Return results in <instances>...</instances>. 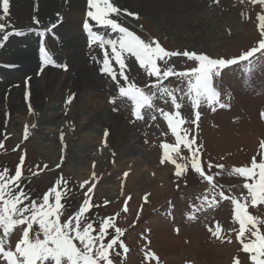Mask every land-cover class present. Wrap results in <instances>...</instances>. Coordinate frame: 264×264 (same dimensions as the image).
<instances>
[{
    "label": "rangeland",
    "instance_id": "rangeland-1",
    "mask_svg": "<svg viewBox=\"0 0 264 264\" xmlns=\"http://www.w3.org/2000/svg\"><path fill=\"white\" fill-rule=\"evenodd\" d=\"M113 1L114 0H112V3ZM203 1L204 0H198V2L202 3L204 7L202 6L199 8V11H196L197 15L204 17L210 13H214V21L216 22L217 28H219V26L221 28H219L220 34L218 36L222 35V38L221 40L217 38L214 40L211 38V34L207 35L206 40L199 42L201 44V48L199 47V49L195 50L186 48V45L181 43V39L173 34L174 32L171 30L165 29L162 31V29L156 25L155 18L151 15H142L138 13L139 18L137 19L132 15L122 12L123 15L120 13L119 15H113L109 18L114 20L117 18L116 21L120 23L121 26L126 28L129 26L128 28L136 35L140 36L145 42H151L153 40L157 41L167 51H195L198 54H206L213 59H238L246 51L251 50L253 47H258L260 40L264 39L261 35V21L258 18L259 15L264 14V5L253 4L250 0L247 2H244L245 0H218V3L216 0ZM87 8L85 13L89 11L88 5ZM131 11L133 10L129 9L127 13H131ZM78 21V23H80V20ZM51 22L52 21L48 20L44 24L34 25L48 27L51 26ZM34 25H31L29 30L38 29L37 26L34 27ZM81 33L84 35L80 27L77 34ZM104 34L116 35L117 32L105 31L104 29ZM33 36L34 37H31L25 44L34 47V49L29 50L28 52L30 55L37 58V49L40 43L38 39L41 37H37L36 35ZM83 38L85 40V36H83ZM107 40L115 39L108 38L105 41ZM58 43L62 50L70 51L72 54L62 56L60 59L55 56V58H57V63L65 60V64H67L68 67H72L82 65V62H84L86 64H90L89 66H91V68L94 67L86 56L87 50L85 41L82 42L79 39L73 41V37H62ZM96 44L99 45L100 42L97 41L95 43V47L92 46L88 52L93 53L102 60L101 47H98L99 49H97ZM105 45L107 50L110 49L107 44ZM209 45H213L215 47L218 45V47L211 52L209 50ZM46 48L50 47L47 45ZM79 53H81V55ZM87 55L91 56V54ZM125 55L127 56L125 62L131 63L132 61H136L135 58L131 57L129 54ZM37 60V63H40L38 58ZM184 61L185 57L182 56L179 59V62ZM170 65L177 71H184V67H182L180 63L178 64L175 58H170ZM53 68L61 69L57 67ZM115 69H117V65ZM128 69L126 70V75L129 77L130 82H135L136 78L133 74H130V72L128 73ZM68 70H70V68ZM185 70L189 69L187 68ZM140 73L144 75V78L142 79V88L148 91L149 88H146V85L150 86L153 83L151 81L153 78L147 77L145 72L140 71ZM98 76L102 77L99 74ZM101 82V96L107 101L105 93L103 92L104 78ZM255 92H257L256 96L254 93H245L241 98L233 99L232 103H230L226 109L219 114L215 126L210 127L209 124L207 125V121H202V124L193 123L190 124V126L187 125L183 127L189 129L188 139H191L193 136L195 137L196 144L199 146V151L202 154L201 162L205 164V167L206 162L209 161L214 165L223 164L229 167L225 168L224 172L217 176V182L222 185H227L225 195L235 196L237 199H240L242 203L244 202L243 197L247 196V189L243 187L245 182L244 178L235 175L229 176L227 173L233 167L250 166L254 156L256 157L257 162H259L261 160V154H264V148H261V144L264 142V126H262L259 121V108L264 106V82L261 86L256 87ZM65 100L66 98L64 99V102L61 103L64 111L70 107L69 103L66 102L67 100ZM4 102L5 100H3V103ZM110 114L114 117H120L121 119L124 117V114L120 115L111 111ZM129 122L133 124L131 121ZM43 127L47 128L46 125H43ZM149 127L150 125L147 126V128ZM54 128L55 127H53V129ZM97 128L99 127L97 126ZM104 129L110 133V129L100 127L98 130H100V133L102 134H98V130H96V139H93L92 144H89V142H91L90 139L86 140L87 138L85 136H87V133H85V131L79 132L78 134L75 133V139L81 140V142L76 148H74L76 145L73 144L72 150L73 148L78 150L77 156H79L83 151L85 153L88 149H91V151L102 149V154L105 153V150L110 145V139L109 135L105 137L104 132L106 131ZM3 130L7 131L6 129ZM25 134L27 138H25ZM153 135H156L154 130ZM41 136V133L38 131H34L32 134H28V132H20L19 135H14L12 137L7 133L4 135L2 134V136L0 135V144L3 145L0 147V171L9 169V174L13 175L17 166L20 165L21 158L23 157V164L20 165L23 177L22 186L24 190L30 193L33 199H41L45 192L56 186L57 181L60 182V188H65V182H67L65 195L62 199V203L66 204L67 215H71L79 209L85 199V192H89L90 189L89 194L91 196V203L98 205V207H93L88 213L89 218L96 221L94 227L99 228V221L101 218L114 217V222L119 228H121L119 226V224H121L122 228L127 229L126 238L128 242L136 247L132 250V253L128 258L123 254L122 250H119V248L115 250L116 252H120L119 256L115 255V252L110 250V254L114 259V264H145L137 255L138 248L141 244L145 253L150 252L155 254L154 258L146 259L149 264H237V260H239V264H251L249 254L242 251V245L237 239L239 223L231 217V210L234 209V205L231 200H219L214 207L206 209L204 214H199V212H195L196 210L194 209L191 214L185 212L181 215V217H179L182 204L179 196L184 195L183 193L177 194L182 189L179 185H192L193 183L187 181V178L186 180L182 179L183 176L179 178L177 176L173 177L176 167L173 168L170 164H164L159 167L157 164L158 156L151 153L149 145L145 144L143 140L142 143L140 139L141 136H138V140L142 150L152 162V169L150 167L149 172L148 170L146 172L145 169L136 177L139 180L141 176L146 178L148 175L149 181L152 182L151 180H155L157 178L156 176L159 171H166L165 181L161 180V190L159 191L153 190L159 189L156 187L143 189L135 178V181L133 182L129 180V178H131L130 173L134 170V168L131 169L132 166L137 165L140 168L142 166L141 162L136 160L137 157H135L134 154L132 157L130 156L125 158L127 155L125 152L126 155L123 154V159L120 155L121 152H114L113 154H109V158L103 160L104 162H101V165L98 167L94 165L92 161L86 165H81L77 156L62 158L56 157L49 151H46L43 148V144L46 141H43ZM47 143L49 144V142ZM59 144H63L67 147L65 137L61 139L60 136ZM180 147L181 152H187L188 155H190V158H192L191 152H189L183 144H181ZM176 156L179 158V160L176 161L178 164H190L191 162L190 158L186 155H183L186 159H183L182 156L179 155ZM176 156L171 155L173 159H176ZM161 158L162 157L160 156L159 159L161 160ZM83 167L89 168V171L83 169ZM212 171L216 172L219 170L213 169ZM95 172L96 176L94 178L92 174H95ZM162 178L163 176L161 179ZM198 181L199 180L196 179V182L194 183H197ZM205 184H207V182ZM106 186H112L110 191H112V189H118L115 191L117 195L110 194L111 198L109 200L107 197H104L106 195ZM174 186H177L175 191L173 190ZM199 188L201 189H199L198 192L197 203L200 204L202 197L210 191V188ZM146 192H152L153 194L151 197L148 195L144 197L146 203L143 204V207H141L142 202H140V198ZM166 199L173 200L175 206L176 203H178V208L180 202V208L175 209V211L177 210V213L175 211L172 212L173 215L175 214L178 221L176 223H172V225H169V222L167 223V221H164L163 216H158V213L161 211V207H166V204L164 203ZM124 204H127L129 210L131 211V216L129 217L125 212H122L120 222H118L116 217L121 211V206ZM248 211L250 214L264 220V205H257L255 207L249 206ZM190 216H195L196 218L190 219ZM166 223L169 225V228ZM217 224H219L221 231L219 235H213ZM164 226L167 227L168 235H172L170 240L179 243V249H172L169 245L171 241L161 243L159 239L158 241L156 240V232L160 229L162 230ZM148 228L151 230L152 236L145 232L148 231ZM109 231L112 230L110 229ZM262 231H264V227H262ZM21 237L22 232L20 229L18 228L14 230L13 235L9 238V246L14 248L15 243L18 242V239ZM2 261L3 260L0 259V262ZM1 264H6V261Z\"/></svg>",
    "mask_w": 264,
    "mask_h": 264
},
{
    "label": "snow or ice",
    "instance_id": "snow-or-ice-1",
    "mask_svg": "<svg viewBox=\"0 0 264 264\" xmlns=\"http://www.w3.org/2000/svg\"><path fill=\"white\" fill-rule=\"evenodd\" d=\"M216 2L218 3V0ZM250 2L264 5V0H250ZM9 5L10 0H0L3 13L0 20L7 17ZM88 6L87 16L92 21L120 34L118 41H105L103 37L93 31L92 25L85 21L83 27L89 34V43L99 41L100 47L104 49L103 59L97 61L100 64L99 72L115 82L120 97H125L133 103V115L136 119H144L145 110L153 120L156 119V116L152 113L159 112L161 114L176 138V146L163 144L165 152L161 162L167 160L174 164L177 177L186 175L190 168L202 181L207 182L210 191L202 197L199 205H194L196 211L212 208L219 200H231L234 205V219L239 223L237 239L242 245V251L249 254L251 264H264V231H262L264 220L248 211L249 206L264 205V154H261L259 162L254 156L250 166L233 167L227 173L229 176L235 175L244 178L243 187L247 189V196L243 197L244 202L242 203L235 196L225 195V185L217 182V176L222 174L225 166L223 164L214 165L209 161L206 162L205 167V164L201 162L202 154L196 144L195 137L188 139L189 129L180 127L184 121L180 119L179 112L185 96L191 100L194 108H199L201 101L206 102L209 106L217 104L221 108L225 107V104L221 102V93L214 86V78L220 75L222 68L236 65L240 61H246V71L251 72L256 62L250 58L255 57L258 52L264 56V39L260 40L258 47L246 51L238 59H213L206 54L188 50L170 52L165 50L159 42L154 40L145 42L140 36L121 26L116 20L110 19V16L119 15L122 11L127 13L126 9H120L111 0H88ZM127 14L139 18L137 13ZM258 18L261 21V35L264 37V14L259 15ZM34 23L39 24L40 22L34 19ZM56 26V24H52L46 30L47 33L50 35L51 30ZM0 34H2L0 36V48H2L10 37H20L27 33L24 30L6 31L5 23H0ZM36 34L41 37L38 45L40 67L37 76L41 75L47 66L59 67L67 71V64H58L46 48L45 32H36ZM105 44L110 47L111 52L105 48ZM125 54L134 57L147 75L155 78V83L150 86L146 85V88H149L148 91L138 87L134 82H130L129 77L125 74V60L127 59ZM178 55L196 61L198 66L188 71L175 72L171 67L162 69L157 63L160 61L167 65L168 58ZM113 61L119 66L118 71L113 67ZM6 67L14 69L18 65H6ZM117 76L121 79L118 80ZM172 76L182 81L186 78V90L180 87L169 88L163 83L164 80ZM30 80L31 77L25 78V100L26 103H29L31 112ZM73 98L74 96H69L67 103H71ZM157 98L165 104L170 103L176 111L166 112L163 108H158L154 103ZM195 115L196 119H199L198 111ZM261 115L264 116V113ZM107 135L106 131L105 137ZM25 138H27L26 134ZM181 144L191 152L190 165L178 164L169 155V149L179 155L178 146ZM2 146L0 144V147ZM261 148H264V142H262ZM182 158L186 159V157ZM22 164L23 157L20 161V165ZM20 165L17 166L13 175L9 174V169L0 171V233H2L0 234V257L6 261V264H114L110 250L117 256L120 255V252L115 251L117 248L127 252L121 239L123 230L116 225L114 217L101 218L99 228L94 227L96 221L90 219L88 213L98 205L91 203L90 189L89 192H85V199L79 209L71 215H67L66 204L62 203L67 182H65V188H60V182L57 181L56 186L45 192L41 199H33L22 186L23 177ZM213 169L219 171L213 172ZM189 218L195 219L196 217L190 216ZM18 228L22 232V237L12 248L9 246V238ZM110 229L112 231H109ZM220 231L221 228L217 224L213 235H219ZM154 257V253H145L146 259ZM237 264H239V260H237Z\"/></svg>",
    "mask_w": 264,
    "mask_h": 264
},
{
    "label": "bare ground",
    "instance_id": "bare-ground-1",
    "mask_svg": "<svg viewBox=\"0 0 264 264\" xmlns=\"http://www.w3.org/2000/svg\"><path fill=\"white\" fill-rule=\"evenodd\" d=\"M114 1L113 4L122 10L126 9L128 11L131 9L133 10L131 13L151 15L155 18L156 25L162 31L168 29L174 32L173 34L181 39V43H184L186 48L194 50L199 49V47L201 48L199 42L206 40L207 35L210 34L214 40L216 38L221 40L222 38V35L218 36L221 28L220 26V29L217 28L214 21V13H210L204 17L197 15L196 11H199V8L203 6L198 0ZM87 5L88 0H10L9 13L6 18L0 20V23H5L6 31L24 30L27 34L20 37H10L4 46L0 48V135L2 136V134L7 133L12 137L19 135L20 132L32 134L34 131H38L41 133L43 141H46L43 144V148L46 151H49L56 157L70 158L78 155V150L74 148L79 145L81 140L75 139L76 134L85 131L87 133V136H85L86 140L90 139L91 142L89 144H92L93 139H96V130L100 127L108 128L110 129V133H108L110 145L107 149L105 148L107 157L105 153L102 154V149H95L96 151L88 149L87 153L83 151L80 154L81 156H77L79 163L86 165L92 161L98 167L101 165V162H104L103 160L109 158V154H113L114 152H121L120 155L123 159V154L126 155L127 153L125 158L132 157L134 154L137 157L136 160L140 161L142 166L141 168L137 165L132 166L131 169L134 168V170L130 173L131 178L129 180L131 182L137 180L143 189L156 187L159 189L153 190L159 191L161 190V180L165 179L166 171H159L155 180L150 179L152 182L149 181L148 175L146 178L139 176L140 179H137L136 176L140 175L145 169L146 172L147 170L149 172L152 162L140 146L134 125L127 120L114 117L110 114L111 107L102 98L100 92L103 78L98 76L96 68H91V66L84 62H82V65L68 67L70 70L67 72L62 68L54 69L52 66H49L51 68L46 67L43 73L37 76V68L40 63H37V58L28 52L34 49V47L25 44L31 37H34L33 32L28 31L31 25L36 24L34 23V19L38 20L39 24H44L50 20L52 21L51 25H57L52 29L50 35L47 34L45 45L53 49L55 56L60 59L62 56L72 54L70 51L62 50L61 46H59L58 42H60L62 37H73V41L78 39L82 42L85 41L83 38L85 35H82V33L77 34V31L81 27L80 24L84 19ZM122 12L121 14L123 15ZM0 16H3L2 6H0ZM78 20H80V23H78ZM90 22L92 23L91 19ZM92 25L95 28L93 23ZM104 29L105 31H112L109 28L104 27ZM40 39H38L39 42ZM96 45L97 49H99L98 46L100 44ZM217 47L218 45L216 47L209 45V50L212 52ZM79 54L81 55V53ZM103 54L104 49H101L102 58ZM6 65H18V67L9 69ZM113 66L116 68L114 61ZM26 77H31V112L29 111V103H26L25 100ZM69 96H74V98L69 103L70 107L64 111L61 103L64 102L65 98L67 100ZM3 100H5L4 103ZM43 125H46L47 128H44ZM53 127L55 128L53 129ZM100 132V130L97 131L98 134ZM60 136L65 137L67 147L59 144ZM73 144L76 146L72 150ZM87 167H83V169L89 171ZM92 175L95 178L96 172ZM162 176L163 178L161 179ZM111 188L112 186H106L105 188L106 195L104 197H107L108 200L111 198V195H117L115 191L118 189L110 191ZM170 237L172 235H168L166 226L156 232L157 241L158 239L161 243L171 241L170 247L172 249H179V243L170 240Z\"/></svg>",
    "mask_w": 264,
    "mask_h": 264
},
{
    "label": "crops",
    "instance_id": "crops-1",
    "mask_svg": "<svg viewBox=\"0 0 264 264\" xmlns=\"http://www.w3.org/2000/svg\"><path fill=\"white\" fill-rule=\"evenodd\" d=\"M164 224H165V222H164ZM166 225L168 226V228H169V225L166 223Z\"/></svg>",
    "mask_w": 264,
    "mask_h": 264
}]
</instances>
